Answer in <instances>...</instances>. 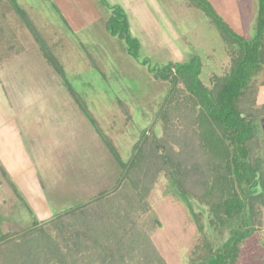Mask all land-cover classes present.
Listing matches in <instances>:
<instances>
[{"label":"rangeland","instance_id":"rangeland-1","mask_svg":"<svg viewBox=\"0 0 264 264\" xmlns=\"http://www.w3.org/2000/svg\"><path fill=\"white\" fill-rule=\"evenodd\" d=\"M102 1L108 7L119 5L125 11L129 33L138 42V45L133 42L130 47L134 55L127 53L123 41L105 30L104 24L110 11ZM208 1L235 34L244 39L254 36L260 0ZM17 8L23 10L27 18L33 21L62 63L70 90L55 72L49 83L38 79L37 87L40 88L34 90L35 79L28 81L26 76L29 73H26V76L19 78L16 86L21 85L23 89L28 87L31 94L26 99L32 100L29 103L33 107L10 120H27V125L23 124L24 128L37 129V134L42 138L41 143L45 145L51 146L55 143L54 136L50 134L65 132L64 137L71 133L75 134L74 139L82 138L78 143L80 142L81 148L84 144L87 149L85 157L79 158L72 151L69 159H60L63 170L56 166L57 158H52L54 164H51L50 159L44 157L50 150L44 149L38 158L32 156L34 169L38 165L44 167L39 158L46 159V165L45 172L41 170L38 173L41 186L31 188L29 199L19 189L18 183L12 180L11 171L18 167H15L18 159L15 157L14 162L12 157H4L6 166L3 167L16 189L17 199L0 176V236L16 231L20 233L38 221L47 220L101 194H109L110 200L119 206L129 207L132 204L130 198L134 194L133 190L125 199L121 196L119 200L117 197L113 199L112 194L117 193L115 182L122 168L73 100L71 90L81 96L99 127L112 139L121 158L128 160L132 156L131 147L140 138L143 130L154 126L160 132L159 124L162 120L156 117V113L159 114V105L170 88L168 81L155 79L140 62L145 59L149 65H163L168 62L195 61L201 63L202 74L208 79L214 73L224 72L235 46L225 39L215 19L201 6L191 4L188 0H0V65L13 62L9 68H15L14 74H17V69L24 68V71H28L30 66L26 65L31 61L47 64L27 27L25 17ZM6 49H9L8 53H5ZM3 84L4 82H0L1 124L9 115L5 109L6 101L2 97ZM255 84L258 89L255 105L260 107L264 105L262 72L257 74ZM20 103L25 106L27 101ZM119 103L129 108V116H126ZM255 122L260 143L257 155L264 166V114L257 117ZM7 127L1 125L0 131L7 132ZM27 137H11L8 142L11 147L8 150H18L19 145H22L26 153H29ZM76 141L77 139L75 143ZM1 148L0 139V152ZM256 181L254 188H244L245 194L253 190L264 193V180L256 179L253 182ZM192 201L162 172L145 199L149 209L145 213H139L138 225L145 227L167 264H188L191 250L204 236L218 251L232 241V234H250L239 264H264V224L261 229L256 230L250 224L247 225V221L237 218L239 215L226 218L222 222H211L210 219L214 218L211 216L206 223L212 225L205 231L200 229L204 219L202 213L199 212L195 217L189 208ZM34 211L38 212V216ZM150 214H155L154 218L158 219L152 226L146 224ZM125 225L128 226V222ZM116 234H119V230ZM7 245H2L0 250L8 247L6 250L11 251L12 246L17 252L16 255L11 253L12 257L18 256L12 262L17 263L23 250L20 251V246L12 242ZM212 256H216V251ZM6 258L10 259L8 253ZM86 260L88 262L89 259Z\"/></svg>","mask_w":264,"mask_h":264},{"label":"trees","instance_id":"trees-1","mask_svg":"<svg viewBox=\"0 0 264 264\" xmlns=\"http://www.w3.org/2000/svg\"><path fill=\"white\" fill-rule=\"evenodd\" d=\"M188 1L201 6L215 19L225 39L235 45L229 65L223 73H214L207 79L202 74L201 63L195 61L149 65L148 60H142L140 63L154 78L168 81L170 88L159 105V114L156 113L162 120L160 132L154 126L143 130L132 145V156L128 160L121 158L81 96L71 90L73 100L122 168L115 182L117 193L112 194L113 199L119 200L120 196L125 199L133 190L132 204L129 207L116 205L109 194L100 193L20 233L1 235L0 248L12 242L23 250L22 257L17 263L13 261L14 264H167L145 227L138 225L139 213L149 209L145 199L162 172L181 193L193 200L189 208L195 217L202 213L200 229L209 230L212 224L206 222L211 216L214 217L211 222H222L239 215L237 218L247 221L253 229L263 226L264 193L253 190L245 194L244 188H254L256 179L264 180V166L257 155L260 143L255 122L264 114V105H255L258 90L255 79L259 72L264 74V0L259 1L256 32L250 39L235 34L208 0ZM17 9L25 17L47 66L69 88L62 63L33 21L23 10ZM107 9L110 14L105 30L123 41L127 53L132 55L131 44L138 45V42L129 33L125 11L119 5ZM5 51L8 53L9 49ZM119 104L129 116V108ZM0 171L5 177L1 165ZM152 215L146 219L148 226L158 221L155 214ZM248 235L232 234V241L218 251L204 236L191 250L188 264H239ZM7 248L0 250V264H12L18 257H12L11 253L17 254L12 246L9 252ZM7 253L10 259L6 258Z\"/></svg>","mask_w":264,"mask_h":264},{"label":"crops","instance_id":"crops-1","mask_svg":"<svg viewBox=\"0 0 264 264\" xmlns=\"http://www.w3.org/2000/svg\"><path fill=\"white\" fill-rule=\"evenodd\" d=\"M12 61H14V60H12ZM12 64H13V62H8V65L7 64L0 65V82H1V84H2V82H4V84L6 85V87H4V84L2 85L3 90H4V94L2 97H3L4 101H6L5 102V109L7 110V113L9 114L8 118H6V120H4L2 124L0 123V126L1 125L8 126L6 128L8 130L7 132L4 133L3 131L2 132L0 131V139L2 141V148H1L2 152H0V159H1L0 165L2 167H3V165L6 166L4 163L5 160H3L4 157H12L14 162H16L15 157L18 159V162L16 163L17 165H15V167L18 166L21 168L19 169L18 167H16L15 169H13L11 171V174L13 176L12 180H13V182L18 183L19 189H21L22 192H25L26 198L29 199V195L32 192L31 188H33V187L38 188L41 186V183L39 182L40 177H39L38 173L41 170L45 172L44 167L46 165L45 164L46 159H44V158L40 159L39 158V160L41 161V165H43L44 167H42V166L40 167V165H38L37 166L38 168L36 167L34 169L33 163H32V162H34V160L31 159L32 156H33V158H35V157L38 158L39 154H41L44 151V149L50 150V153L44 157H48L50 159L51 164H54L52 158H57V160L55 161V164H57L56 166H58L59 169L63 170L64 166H63V168H61L60 162H59L60 159H62V158H63V160L69 159V156H71L72 151H74V154L78 155L77 157H79V158L81 156L85 157L86 154H84V153L86 152L87 147H85L83 144V146L81 148L80 142L78 143V141H80V139L81 140H83V139L80 137L79 138L75 137V139H74L75 134L70 133L66 137H64L63 135L65 134V132L58 133L57 135L50 134L51 136H54L55 143H54V145H51V146L45 145V144L41 143L42 138H40V135L37 134V129H31V128L26 129V128H24L23 124L27 125L26 124L27 120H10V118H12L14 116L17 118L18 116L22 115L24 113V111H26V110L30 111L31 108L33 107L29 103L32 100L26 99L31 94L28 87L23 89V87L21 85L16 86L17 82H19V78L22 76H26L25 74L29 73V74H27L26 77L29 78L28 81H31L33 78L35 79L36 88H34V90H36L37 88H40L39 86L37 87V80L38 79H40L41 81H44L46 83H49L50 77L54 78V74H55L54 70L51 69L49 66H47V64L42 63V62L39 64L38 63L36 64L35 61H31L26 65V67L30 66L28 68L29 69L28 71L27 70L24 71V68L17 69V71H18L17 74H14L13 72H14L15 68H13L14 70L9 68ZM31 67L33 68L32 71L30 70ZM10 70H13V71L10 72ZM3 71H4V73H3ZM13 84H14V86H13ZM21 101H27V103L24 104L25 106L21 105V103H20ZM81 121L84 122V120H81ZM37 122L42 123V121H40V120H37ZM42 125H44V124L42 123ZM21 135H27L28 136L27 140L29 141L28 146L30 147V152L26 153V149L25 148L23 149L22 145H19L18 150L14 146L15 149H13L12 151H9L8 149L11 147V145L10 144L8 145V142L10 141L11 137L12 138L13 137L19 138V137H21ZM50 135H48V136H50ZM8 137H9V139H8ZM7 139H8V141H7ZM76 139H77V141H76L77 143H75ZM60 142H61V144H60ZM24 151H25V153H23ZM19 156L21 157V159H19ZM0 176H2L3 181L6 183L8 188L13 192V194L15 195V197L17 199L16 192H15L16 189L12 185V182H11L10 178L7 176L6 171H5V177L3 176L2 173H0ZM43 190L44 189H42L41 192ZM35 194L38 195L37 192ZM39 195H40V193H39ZM28 202H29V200H28ZM34 213L38 216V212L34 211Z\"/></svg>","mask_w":264,"mask_h":264}]
</instances>
